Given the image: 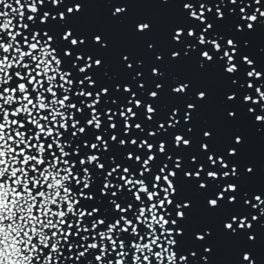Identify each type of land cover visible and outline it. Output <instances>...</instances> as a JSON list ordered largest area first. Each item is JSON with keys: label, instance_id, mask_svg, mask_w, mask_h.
Instances as JSON below:
<instances>
[{"label": "snow or ice", "instance_id": "snow-or-ice-1", "mask_svg": "<svg viewBox=\"0 0 264 264\" xmlns=\"http://www.w3.org/2000/svg\"><path fill=\"white\" fill-rule=\"evenodd\" d=\"M0 264H264V0H0Z\"/></svg>", "mask_w": 264, "mask_h": 264}]
</instances>
